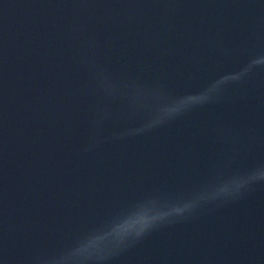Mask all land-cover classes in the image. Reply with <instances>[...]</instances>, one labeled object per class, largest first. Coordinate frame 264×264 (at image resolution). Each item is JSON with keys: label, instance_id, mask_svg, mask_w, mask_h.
<instances>
[{"label": "water", "instance_id": "water-1", "mask_svg": "<svg viewBox=\"0 0 264 264\" xmlns=\"http://www.w3.org/2000/svg\"><path fill=\"white\" fill-rule=\"evenodd\" d=\"M0 264H264V0H0Z\"/></svg>", "mask_w": 264, "mask_h": 264}, {"label": "clouds", "instance_id": "clouds-1", "mask_svg": "<svg viewBox=\"0 0 264 264\" xmlns=\"http://www.w3.org/2000/svg\"><path fill=\"white\" fill-rule=\"evenodd\" d=\"M227 191H229L228 185H224V186H222V187H220L218 189V192H220V193H224V192H227Z\"/></svg>", "mask_w": 264, "mask_h": 264}]
</instances>
